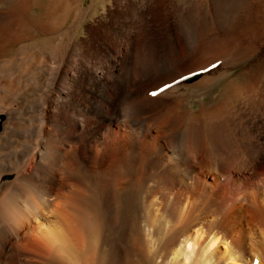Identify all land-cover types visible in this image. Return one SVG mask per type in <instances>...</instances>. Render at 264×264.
Masks as SVG:
<instances>
[{
	"label": "bare ground",
	"instance_id": "6f19581e",
	"mask_svg": "<svg viewBox=\"0 0 264 264\" xmlns=\"http://www.w3.org/2000/svg\"><path fill=\"white\" fill-rule=\"evenodd\" d=\"M133 15L106 26L109 43L52 51L49 91L20 135L35 142L0 183V264H86L71 246L79 233L108 258L93 264H127L142 248L156 264H264V119L234 108L191 120L182 98L219 74L174 75L157 51L131 63ZM182 35L174 50L191 47Z\"/></svg>",
	"mask_w": 264,
	"mask_h": 264
},
{
	"label": "rangeland",
	"instance_id": "374dc122",
	"mask_svg": "<svg viewBox=\"0 0 264 264\" xmlns=\"http://www.w3.org/2000/svg\"><path fill=\"white\" fill-rule=\"evenodd\" d=\"M217 1L0 0V183L14 178L13 173L24 163L16 162L15 155L31 149V143L35 142L29 134H26L29 138L22 136L23 139L20 135L35 123L33 106L42 101L48 90L46 66H50L54 50L62 43L73 44L79 39L109 43L111 37L105 32L106 26L117 24L124 15L131 19V12L136 13L133 16L137 31L130 47L132 54L141 49L142 59L157 51L170 65L166 70L174 75L199 72V78L203 72L219 74L220 79L207 85L202 95L197 93L193 98L194 95L185 94L182 98L180 108L188 111L193 107L189 110L191 120L197 117L212 120L235 108L242 110L249 120L260 123L264 119V0H219L226 4V9L220 10L222 18L217 16ZM201 11L207 20L204 27ZM181 31L193 43L189 49L179 45L177 51L169 43L171 39L182 41ZM134 58L135 54L131 63ZM152 81L147 82L151 85ZM30 157L25 159L26 164ZM79 235L82 240L78 239V246L73 241L71 246L86 264L94 263L93 256L108 260L100 246L86 244L88 235ZM137 244L146 245L144 236L137 238ZM156 257L157 254L147 255L142 248L139 256L126 261L156 264Z\"/></svg>",
	"mask_w": 264,
	"mask_h": 264
}]
</instances>
